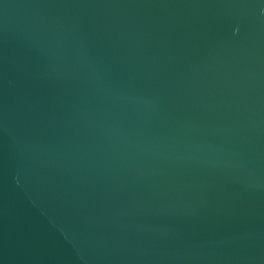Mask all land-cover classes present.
Wrapping results in <instances>:
<instances>
[{"label": "water", "instance_id": "1", "mask_svg": "<svg viewBox=\"0 0 264 264\" xmlns=\"http://www.w3.org/2000/svg\"><path fill=\"white\" fill-rule=\"evenodd\" d=\"M0 264H264V0H0Z\"/></svg>", "mask_w": 264, "mask_h": 264}]
</instances>
